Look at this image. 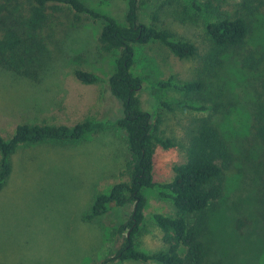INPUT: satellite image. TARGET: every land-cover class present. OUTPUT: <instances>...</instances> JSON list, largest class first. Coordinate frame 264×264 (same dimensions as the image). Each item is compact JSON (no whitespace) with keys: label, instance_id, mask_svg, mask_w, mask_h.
I'll return each instance as SVG.
<instances>
[{"label":"rangeland","instance_id":"obj_1","mask_svg":"<svg viewBox=\"0 0 264 264\" xmlns=\"http://www.w3.org/2000/svg\"><path fill=\"white\" fill-rule=\"evenodd\" d=\"M81 1L97 13L123 23L127 0ZM191 1L203 2L140 1V22L167 29L176 38L192 42L198 51L197 56L180 60L157 42L134 48L131 71L144 82L142 109L150 112L154 121L160 119V133L176 144L167 150L155 149L153 179L157 184L172 181L173 167L186 160L190 135L200 120L209 119L229 145L234 163L224 179L221 198L209 209V232L205 238L211 247L208 263L264 264V195L260 179L253 172L258 147L249 132L264 67L260 72H245L238 56H224L220 80L227 107L221 113L181 108L178 103L183 101L196 108L201 104L189 101L177 90L158 87L169 77L175 82L193 79L207 50V15H198L193 24L174 20L173 13ZM241 1H224L222 12L236 15ZM260 1V14L252 18L248 45L264 53V0ZM102 26L100 19L61 7L37 33L41 49L33 65L37 71L35 79L0 66V136L5 140L20 124L73 126L85 119L105 123L101 131L79 141L25 145L12 155L11 174L0 189V264H97L112 256L122 244V238L112 236V230L128 219L132 206L112 205L107 213L92 221L83 219L96 194L126 180V138L115 125L122 116L121 103L110 95L103 82L85 85L74 75L76 70H82L106 80L113 72L118 52L101 50L98 38ZM2 28L0 25V31ZM215 82L214 79L209 83L208 97ZM162 103L172 109L164 108ZM159 192L158 187L143 192L145 219L135 242L146 253L166 249L152 216L174 213L171 201L161 198Z\"/></svg>","mask_w":264,"mask_h":264},{"label":"trees","instance_id":"obj_2","mask_svg":"<svg viewBox=\"0 0 264 264\" xmlns=\"http://www.w3.org/2000/svg\"><path fill=\"white\" fill-rule=\"evenodd\" d=\"M140 1H126V12L120 24L108 15L97 13L81 0H0V25H3L0 31V66L35 79L37 71L33 65L41 49L37 33L45 27L54 12L61 11V7L77 15L102 20L98 38L100 48L105 53L118 52L113 72L106 80L82 70H76L74 75L77 81L85 85L103 82L110 95L121 103L122 116L115 121V125L126 138V180L116 183L107 192L96 194L83 219L92 221L107 213L112 205L132 206V210L128 219L112 230V236L122 238L121 246L112 256L97 264L116 261L209 264L211 247L205 240L209 232V209L223 194L224 179L232 168L234 156L216 126L209 119H202L189 137L185 162L173 167L172 181L166 184L154 182L155 149L160 147L167 150L176 144L160 133V119L154 121L151 113L142 109L140 96L144 82L131 71L134 48L157 42L180 60L193 58L198 51L192 42L176 38L169 30L140 22ZM224 1L203 0L201 4L191 1L173 13L174 20L182 24H193L200 14L210 18L205 23L208 46L201 57L196 76L184 82H175L169 77L158 83L161 89L177 90L189 101L201 104L196 108L183 101L178 103L181 108L210 109L214 113L226 109L220 72L223 58L229 53L240 58L241 68L245 72H260L264 67V53L248 45L252 18L260 14L261 1L242 0L234 16L222 12ZM153 19L156 20V16ZM214 79L217 82L208 97L206 91ZM162 106L172 109L167 103H162ZM104 127L105 123L98 119H85L73 126L46 123L18 125L9 139L0 136V189L11 174V157L20 147L46 142H76L98 133ZM249 132L252 142L258 147L252 162L253 172L260 179L264 195V75L252 106ZM156 187L160 190L161 198L171 201L174 213L171 216H152L162 232L166 249L146 253L137 248L135 238L145 219L146 198L143 192Z\"/></svg>","mask_w":264,"mask_h":264}]
</instances>
